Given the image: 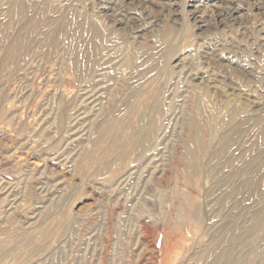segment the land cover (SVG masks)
<instances>
[{"label": "rangeland", "instance_id": "rangeland-1", "mask_svg": "<svg viewBox=\"0 0 264 264\" xmlns=\"http://www.w3.org/2000/svg\"><path fill=\"white\" fill-rule=\"evenodd\" d=\"M0 264H264V0H0Z\"/></svg>", "mask_w": 264, "mask_h": 264}, {"label": "bare ground", "instance_id": "bare-ground-1", "mask_svg": "<svg viewBox=\"0 0 264 264\" xmlns=\"http://www.w3.org/2000/svg\"><path fill=\"white\" fill-rule=\"evenodd\" d=\"M232 8H233V7H232ZM229 12H231V11H229ZM218 14H219V12H218ZM230 14H231V13H230ZM229 17H230V16H229ZM218 19H219V18H218ZM222 19H223V18H221V20H222ZM226 21H227V20H226ZM226 21H225V22H226Z\"/></svg>", "mask_w": 264, "mask_h": 264}]
</instances>
